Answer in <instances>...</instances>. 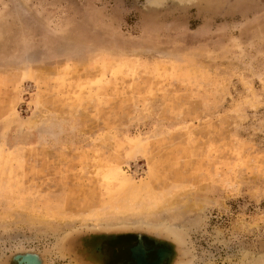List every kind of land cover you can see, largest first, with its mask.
Wrapping results in <instances>:
<instances>
[{"label": "rangeland", "instance_id": "obj_1", "mask_svg": "<svg viewBox=\"0 0 264 264\" xmlns=\"http://www.w3.org/2000/svg\"><path fill=\"white\" fill-rule=\"evenodd\" d=\"M26 256L264 264V0H0V264Z\"/></svg>", "mask_w": 264, "mask_h": 264}, {"label": "bare ground", "instance_id": "obj_2", "mask_svg": "<svg viewBox=\"0 0 264 264\" xmlns=\"http://www.w3.org/2000/svg\"><path fill=\"white\" fill-rule=\"evenodd\" d=\"M138 253H139V248H137V251H136V254H138ZM139 260H140L139 264H148L142 258H140ZM31 262H33V263H31ZM35 263H37V261L34 257H30V256L25 257V264H35Z\"/></svg>", "mask_w": 264, "mask_h": 264}, {"label": "flooded vegetation", "instance_id": "obj_3", "mask_svg": "<svg viewBox=\"0 0 264 264\" xmlns=\"http://www.w3.org/2000/svg\"><path fill=\"white\" fill-rule=\"evenodd\" d=\"M131 238V237H130ZM130 238H128V239H130ZM145 239H143V241H144ZM150 254V253H149ZM140 261V260H139Z\"/></svg>", "mask_w": 264, "mask_h": 264}]
</instances>
